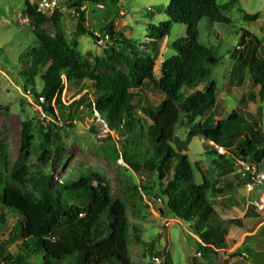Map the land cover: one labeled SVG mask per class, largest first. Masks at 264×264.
Wrapping results in <instances>:
<instances>
[{"label": "trees", "instance_id": "16d2710c", "mask_svg": "<svg viewBox=\"0 0 264 264\" xmlns=\"http://www.w3.org/2000/svg\"><path fill=\"white\" fill-rule=\"evenodd\" d=\"M89 1L66 0L64 6L68 3V10L78 15L76 34L98 41L95 33L84 26L85 13L81 9ZM168 1L164 11L168 22L150 27V36L159 41L169 37L172 24L184 26L186 32L176 46L178 55L161 65L160 78L153 73L155 57L143 58L144 52H140L138 44L116 31L113 20L100 30L101 36L108 37L111 43L107 60L96 59L94 64L81 62L75 50L77 43L70 46L65 39L60 10L46 14L28 2L25 15L37 47L28 49L21 59L30 65L29 81L40 69L43 71L40 94L32 92L37 99L39 96L45 98L47 106L43 108L49 113H53L52 100L61 92L62 77L68 82L89 83L96 95L95 113L110 133L124 138V163L136 175L154 179L143 191L152 192L157 187L154 196L162 204L160 213L190 225L191 232L200 240L198 251L206 255L226 250L229 227L240 226L241 222L222 220L216 214L207 198L210 183L202 176V184H196L188 158L171 146L175 127L182 117L184 123L192 127L190 137L199 136L207 142L208 154L217 155L220 160L233 158L239 165L263 173L264 133L257 125L246 124L236 112L214 125L207 117L217 101L218 88L214 81L206 83L203 91L186 97L180 94L184 87L193 89L205 83L209 67L219 62L212 51L198 41L199 21L206 19L210 23L230 26V19L223 11L231 2L220 7L217 0ZM243 19L255 22L258 15H244ZM45 24L53 25L54 36L46 33ZM243 34L241 42L246 41ZM237 53L242 54L240 50ZM243 63L248 68L251 84L264 100V58L253 55ZM117 65L124 70L117 69ZM100 68L107 72L99 74ZM144 84L164 96L158 106L145 109L144 114L151 123L147 127L140 118L133 117L135 92ZM204 118L203 124H196ZM31 141L30 124L24 123L18 156L9 174L4 159L6 150L0 145L1 208L14 216L21 228L20 250L16 256L4 257L3 264H28L25 257L36 253L41 257L39 264H131V228L127 211L129 209L135 216L138 214L137 200L141 201L138 189L120 185L113 192L104 174L87 168L76 181L55 188L50 187L49 177H41L34 182L36 189L31 192L27 189ZM216 146L224 151L223 155L216 152ZM195 167L200 171L198 165ZM254 211V206H250L246 216L253 215Z\"/></svg>", "mask_w": 264, "mask_h": 264}, {"label": "rangeland", "instance_id": "374dc122", "mask_svg": "<svg viewBox=\"0 0 264 264\" xmlns=\"http://www.w3.org/2000/svg\"><path fill=\"white\" fill-rule=\"evenodd\" d=\"M26 2L46 14L54 12L42 4L43 0H0V145L6 150L7 173L12 171L18 156L23 124L29 123L32 137L27 163L29 191L36 189L34 182L41 177H49L50 187L55 188L76 181L87 168L104 174L113 192L120 185L138 189L141 196V201L137 200L138 214L135 216L129 209L127 211L131 228V264H154V258H159L161 264H264V173L255 169V173L247 175L233 158L220 160L217 155L208 154L207 142L199 136L191 138L192 127L180 118L172 148L188 158L196 184H202V176L210 183L207 198L217 215L222 220L241 222L240 226L229 227L226 250L206 255L199 252L200 240L191 232L190 225L160 213L162 204L154 196L157 187L152 192L143 191L154 179L136 175L124 163V138L110 133L95 113L96 95L88 82H68L62 77L61 92L51 102L53 113L44 110L43 106H47L44 97L37 99L34 96L32 90L38 95L41 92L43 71L40 69L29 81L30 65L21 59L28 49L37 47L25 15ZM89 2L81 9L85 13L84 26L95 33L98 41L76 34L78 15L68 10V3L61 5L59 11L67 43L70 46L77 43L75 50L79 61L94 64L96 59L107 60L111 43L101 36L100 30L113 20L116 31L134 40L139 48L143 47V58L155 57L153 73L160 78L161 65L178 55L176 46L185 38L186 32L184 26L172 24L169 37L159 41L150 36V27L168 22L164 11L169 1ZM230 2L228 9L223 11L230 19V26L210 23L206 19H201L197 25L198 41L211 50L219 62L209 67L205 83L193 89L184 87L180 94L186 97L195 91H203L206 83L214 81L218 88L217 101L207 116L214 125L236 112L246 124L257 125L264 133V100L251 84L248 68L243 63L253 55L264 58V0H234L233 3L232 0H217L220 7ZM244 15H258V19L245 21ZM44 30L54 36L52 24H45ZM244 32L249 34L244 35ZM242 34L246 37L245 42H241ZM238 50L241 55L235 54ZM116 68L124 70L119 65ZM106 72L105 68L98 70L99 74ZM135 93L133 117L140 118L147 127L151 123L144 114L145 109L158 106L164 96L148 84ZM78 102L77 106H72ZM204 120L199 119L196 124H203ZM255 202L261 207L257 208ZM250 206H254L255 211L247 217ZM17 221L2 211L0 201V264L4 257L16 256L20 250L21 228ZM156 252L159 253L157 257ZM40 260L38 253L25 257L28 264H39Z\"/></svg>", "mask_w": 264, "mask_h": 264}, {"label": "built area", "instance_id": "2783aa9c", "mask_svg": "<svg viewBox=\"0 0 264 264\" xmlns=\"http://www.w3.org/2000/svg\"><path fill=\"white\" fill-rule=\"evenodd\" d=\"M66 3V0H43V5L45 7H47L48 9H50L51 11H55L56 9L60 10V6L64 5ZM41 12V11H40ZM42 13H46V12H42ZM52 13V12H50ZM106 39L108 40V37H106ZM145 49V48H144ZM140 52H144L145 50H143V47L139 48ZM216 150V152L220 155L224 154V151L219 148V147H215L214 148ZM242 166V170H244V173H246L247 175H251V173H255V169L253 167H249V166H245V165H241ZM263 178V177H262ZM257 208H260L261 205L259 202H255L254 204ZM154 264H161V261L159 258H154L153 259Z\"/></svg>", "mask_w": 264, "mask_h": 264}, {"label": "crops", "instance_id": "0c3cea01", "mask_svg": "<svg viewBox=\"0 0 264 264\" xmlns=\"http://www.w3.org/2000/svg\"><path fill=\"white\" fill-rule=\"evenodd\" d=\"M217 214V213H216Z\"/></svg>", "mask_w": 264, "mask_h": 264}]
</instances>
